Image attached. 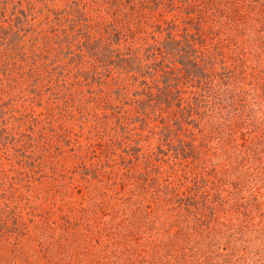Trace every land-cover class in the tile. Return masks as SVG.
Returning <instances> with one entry per match:
<instances>
[{
  "label": "rangeland",
  "instance_id": "obj_1",
  "mask_svg": "<svg viewBox=\"0 0 264 264\" xmlns=\"http://www.w3.org/2000/svg\"><path fill=\"white\" fill-rule=\"evenodd\" d=\"M125 1L0 0V264H42L76 229L120 224L147 253L183 231L203 264H264V0ZM108 24L140 56L157 44L166 69L179 66L161 56L168 36L197 39L205 75L180 73V107L141 108L142 86L114 83L112 67L107 83L91 80L101 69L73 33ZM11 41L50 73L35 59L10 65ZM194 209L206 228L185 239ZM166 252L157 264H173Z\"/></svg>",
  "mask_w": 264,
  "mask_h": 264
},
{
  "label": "trees",
  "instance_id": "obj_2",
  "mask_svg": "<svg viewBox=\"0 0 264 264\" xmlns=\"http://www.w3.org/2000/svg\"><path fill=\"white\" fill-rule=\"evenodd\" d=\"M128 1L129 0H126L125 2ZM152 1L157 4V1ZM129 7L132 9L133 4H130ZM144 7L146 6H143V8ZM108 25L111 27H106L105 29L103 28V30L98 31L99 33L97 37L91 36L90 33L85 30L86 26L82 27L78 29L77 32L73 33L74 38H72V40L75 39V36L80 35V37L83 38L81 43L82 46H84L86 50L88 49L91 52V55L97 59V67L101 70L96 71L98 75L94 74L95 77L92 76L91 80H96L99 84L107 83L110 79L114 78V76L111 77L110 75L112 67V69H115L114 73L118 75V78L114 79V83L123 80L121 77L119 80L120 75L128 77L132 82H138V84L142 86V91H139V93L134 92L133 95L144 94V100H135L138 101L141 108L154 111L156 109L160 110L163 106L168 107L173 104L180 107L182 97L180 95L181 90L178 88L177 84L178 78H180L181 74L196 79L205 75L204 68L206 67L200 62L203 59L198 58L199 45H197V39L188 33H184L180 39L168 36V38L162 42L159 48L162 53V58H170L171 62H176L179 65L173 69H166L168 68L167 65L159 64V61L157 62V44L145 48L143 56H140L136 51L125 45V39H122L120 36L121 29H118L115 26L113 27L111 24ZM73 27L71 26V28ZM60 31L62 33L66 32L64 28L60 29ZM21 38L22 36H20V39ZM70 38L71 37L68 36V33H64L63 39L60 42V44L66 46L68 50L70 49L72 42ZM10 43L11 46L6 47L9 50V53L6 56L10 65L17 64L18 62L26 64V62H31V59H35L31 64L34 63L36 67L42 65V67L46 68V63L42 64L36 61L37 59L40 60L38 57L39 53L27 54L26 52L21 51L22 44L20 45L18 41L15 44L12 43V41L9 42V44ZM121 44L122 46H120ZM77 47L81 48L80 44H77ZM158 65L161 66L158 69L161 72L160 79H157ZM50 69L54 70L52 67ZM32 70L37 71L34 68ZM45 71L50 73L48 68H46ZM174 71H177V81H174V79L169 76L174 73ZM79 73V75L83 77V80H88L89 77L86 72L79 71ZM149 83H152V85H149ZM152 89H154V91H152ZM126 91V86H120L116 88L115 92L118 96H124ZM180 201L181 200H178L176 207L181 204ZM161 202L163 203H160L159 206L163 212H167L168 206L170 209L173 208V206L169 205L173 201L164 199ZM196 209L192 211V215L195 216L193 217V221L191 223L188 222L190 228L184 227L190 231L189 234H186L185 239L191 237L194 232L200 233L206 228L204 223L206 218L205 215L201 213V211L195 212ZM77 224L78 223L76 222L75 225ZM88 227L90 228H86L84 232L79 233L77 231L78 229H76L77 235H71V238H66L67 236L63 238L64 240H69L66 247L70 248L68 251L70 254L66 252V247L63 245L55 249L53 255L49 256L45 262L42 261L41 263L75 264L79 257L83 256L86 261L84 260L82 264H157L158 248L162 250H172V252L165 253L168 255V257H166L168 258L166 260L167 263L170 261L173 262V264H203V260L200 261L193 258L194 252L192 248H187L185 246L184 238H182L184 237L182 235L183 231H177L175 234H170L168 242L163 241L159 244L156 243L151 245V251L150 253H147L146 248H136L127 242V234L124 232L125 229L122 224L117 225L118 229L115 228L116 226L108 228L97 226L96 229H91V226ZM110 228L115 229L110 231ZM119 229L123 231V233H120ZM136 230H138V227H136ZM132 231L134 232L135 230ZM101 235L106 237L107 244L105 246H116V250L114 249L110 255L106 253L104 245H100L102 239L98 238L101 237ZM91 236L97 237L99 245H96L92 249H88L87 247L88 245H91L92 241L90 239ZM170 246L173 247L171 248ZM181 251L182 253H180Z\"/></svg>",
  "mask_w": 264,
  "mask_h": 264
}]
</instances>
